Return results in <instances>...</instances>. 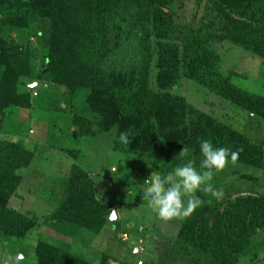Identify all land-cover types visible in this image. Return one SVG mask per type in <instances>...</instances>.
<instances>
[{"label": "trees", "instance_id": "1", "mask_svg": "<svg viewBox=\"0 0 264 264\" xmlns=\"http://www.w3.org/2000/svg\"><path fill=\"white\" fill-rule=\"evenodd\" d=\"M188 5L189 22L184 15ZM0 17L3 26L19 35L30 18L46 23L37 69L36 51L27 43L0 37L2 237L24 240L38 225L10 205L22 182L19 172L28 168L34 153L20 137L18 120L9 139L1 136L13 110L32 106L36 87H24L22 77L42 83L33 99L51 86L63 90L70 98L74 136L93 137L95 130L110 136L113 151L149 161L148 175L166 173L189 159L198 162L202 139L237 152V164L263 167L262 143L196 109L174 88L189 80L264 120V97L233 85L219 70L216 50L235 45L264 61V0H0ZM129 38L137 42L138 62L128 69L110 63ZM121 133L127 134V144L120 141ZM184 147L188 152L181 154ZM112 207L97 200L88 173L73 164L62 196L45 220L98 235ZM257 231L264 232V196L206 202L182 219L163 264H237ZM33 253L35 264H130L106 252L92 262L48 238H39Z\"/></svg>", "mask_w": 264, "mask_h": 264}, {"label": "rangeland", "instance_id": "2", "mask_svg": "<svg viewBox=\"0 0 264 264\" xmlns=\"http://www.w3.org/2000/svg\"><path fill=\"white\" fill-rule=\"evenodd\" d=\"M189 9L190 5L184 13L187 22L190 21ZM30 19L31 22L21 35L0 22V37L27 43L36 51L33 68L37 69L40 65V36L46 23ZM216 50L221 61L219 70L230 77L233 85L264 97L263 60L235 45L222 44ZM139 59L137 42L129 38L123 41L121 48L109 61L128 69ZM19 83L26 87L36 82L32 77H22ZM41 84L38 83L35 89L38 90ZM35 89L32 91L35 92ZM174 93L249 140L262 143L264 152L263 119L227 103L189 80L180 81ZM37 95L35 99L31 95L30 109L13 110L11 122L3 125L5 131L4 134L1 132V136L9 139L11 132L17 128L14 122L18 120L21 125L20 137L34 153L28 168L19 172L22 182L16 197L11 198L10 205L34 217L38 225L24 240L0 235V264H35L33 251L39 238L60 242L70 253L92 262H98L101 254L106 252L130 264H163V258L176 237L182 219L157 220L142 200L138 185L143 184L153 173L147 174L151 167L149 161L145 158L133 159L113 151L112 138L97 130L93 137L74 136L69 124L70 98L63 90L51 86ZM196 163L198 167L199 161ZM73 164L88 173L97 200L110 203L112 210H116V220L108 219L98 235L77 228L70 229L64 224L58 227L45 220L46 215L57 206ZM214 184L224 192L222 200H212L214 204L240 196H264V164L262 168H253L230 162L215 175ZM123 234L127 236L126 242L121 240ZM237 264H264V232H256L249 251Z\"/></svg>", "mask_w": 264, "mask_h": 264}, {"label": "clouds", "instance_id": "3", "mask_svg": "<svg viewBox=\"0 0 264 264\" xmlns=\"http://www.w3.org/2000/svg\"><path fill=\"white\" fill-rule=\"evenodd\" d=\"M120 141L128 143L126 133L120 134ZM187 152L184 147L181 154ZM199 157L198 167L195 159H189L166 173L154 171L143 184L138 185L142 200L155 219H186L206 202L210 204L212 200L223 199L224 192L215 186L214 177L228 163L235 162L238 153L226 147H217L209 139H202L199 141ZM201 194L211 199L205 201Z\"/></svg>", "mask_w": 264, "mask_h": 264}, {"label": "water", "instance_id": "4", "mask_svg": "<svg viewBox=\"0 0 264 264\" xmlns=\"http://www.w3.org/2000/svg\"><path fill=\"white\" fill-rule=\"evenodd\" d=\"M36 85L37 84H33L30 89H33L34 87H36ZM116 217H117L116 210L113 209L110 216H109V220H116Z\"/></svg>", "mask_w": 264, "mask_h": 264}, {"label": "built area", "instance_id": "5", "mask_svg": "<svg viewBox=\"0 0 264 264\" xmlns=\"http://www.w3.org/2000/svg\"><path fill=\"white\" fill-rule=\"evenodd\" d=\"M32 95L36 96V93L33 92ZM121 240H122L123 242H126V240H127V236H126L125 234H123L122 237H121Z\"/></svg>", "mask_w": 264, "mask_h": 264}]
</instances>
